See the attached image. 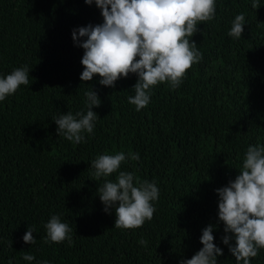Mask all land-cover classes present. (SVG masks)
Returning <instances> with one entry per match:
<instances>
[{
	"label": "trees",
	"instance_id": "1",
	"mask_svg": "<svg viewBox=\"0 0 264 264\" xmlns=\"http://www.w3.org/2000/svg\"><path fill=\"white\" fill-rule=\"evenodd\" d=\"M240 13L246 24L234 39L228 32ZM101 22L84 0H0V75L25 64L30 70L28 85L0 102V264H29L25 251L32 264H177L199 250L209 224L223 250L217 264H235L220 242L214 190L235 178L249 144L264 145V0L258 8L252 0H216L214 19L190 38L201 60L179 87L154 86L139 111L128 102L134 74L111 88L96 76L79 80L82 49L71 30ZM86 86L101 101L93 109L99 120L74 144L56 135L51 117L80 111ZM116 152L126 157L121 171L160 190L152 219L139 228L115 227L97 196L102 181L89 164ZM133 153L139 160L129 159ZM53 214L73 229L71 243L45 242ZM29 226L35 245L21 240ZM251 264H264V249Z\"/></svg>",
	"mask_w": 264,
	"mask_h": 264
},
{
	"label": "clouds",
	"instance_id": "2",
	"mask_svg": "<svg viewBox=\"0 0 264 264\" xmlns=\"http://www.w3.org/2000/svg\"><path fill=\"white\" fill-rule=\"evenodd\" d=\"M84 4L95 5L102 22L71 30L73 45L82 49L79 80L88 82L96 76L100 86L111 88L118 79L134 74V94L128 102L136 111L149 104L157 84L167 82L173 89L180 86L185 71L202 58L190 38L200 22L213 20L216 13V0H84ZM252 6L258 8V0H252ZM245 24L243 13L235 15L228 35L240 39ZM29 72L25 64L0 75V102L21 85H28ZM83 96L84 107L80 111H57L51 117L56 135L74 144L84 142L85 134H93L99 120L93 111L101 103L97 92L86 86ZM139 158L138 153L129 157ZM125 159L123 152L99 154L89 168L96 180L102 181L96 189L102 211L114 215L115 227L135 229L152 219L160 190L155 181H140L132 172L121 171ZM113 173L114 179H108ZM214 193L216 221L222 223L224 233L220 242L227 246L235 264H251V258L264 249V145L249 144L235 178ZM43 227L45 242L71 243L73 229L59 215H51ZM214 228L209 224L201 229L199 250L189 259H179L177 264H217L223 250L213 243ZM34 231L26 227L21 237L24 244H36ZM139 243L145 245L146 241L141 239ZM21 258L29 264L35 260L26 251ZM38 264L49 262L41 260Z\"/></svg>",
	"mask_w": 264,
	"mask_h": 264
}]
</instances>
